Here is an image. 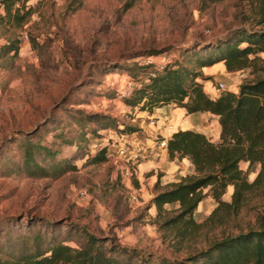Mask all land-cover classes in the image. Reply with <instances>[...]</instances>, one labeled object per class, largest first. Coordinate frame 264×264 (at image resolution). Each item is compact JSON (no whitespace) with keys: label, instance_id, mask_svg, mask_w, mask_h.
<instances>
[{"label":"rangeland","instance_id":"rangeland-1","mask_svg":"<svg viewBox=\"0 0 264 264\" xmlns=\"http://www.w3.org/2000/svg\"><path fill=\"white\" fill-rule=\"evenodd\" d=\"M25 5L31 11L20 23L0 21L1 259L35 248L40 236L43 247L50 239L77 246L85 229L102 236L105 245L127 247L130 251L121 257L130 264H137L140 255L158 264L164 259L191 264L190 254L212 240L257 226L264 216V179L222 219L207 220L217 200L206 186L191 214L198 225L185 232L180 221L165 224L179 212L178 202L158 209L153 196L196 171L156 140L190 128L219 142L220 126L213 115L189 113L174 103L142 109L144 100L131 105L124 99L144 83L139 62L146 63L147 56L155 67L179 62L200 71L196 80L209 95L218 82L238 92L242 81L261 72L253 66L229 71L223 61L201 67L188 54L197 51L206 58V42L231 40L240 27L264 28L255 1L26 0ZM0 14H5L1 2ZM8 43L17 45L16 51L2 46ZM257 54L264 56V51ZM149 115L156 120V134L149 132ZM135 139L150 145L126 180L116 149ZM27 142L48 148L35 153L48 174H27L22 161ZM100 142L106 146L105 159L84 155L87 149L98 150ZM58 164L68 169L56 175ZM258 170L254 164L247 178L252 180ZM232 190L227 186L221 198L231 201Z\"/></svg>","mask_w":264,"mask_h":264},{"label":"trees","instance_id":"trees-1","mask_svg":"<svg viewBox=\"0 0 264 264\" xmlns=\"http://www.w3.org/2000/svg\"><path fill=\"white\" fill-rule=\"evenodd\" d=\"M25 1L0 0L5 8V14H0V21H23L31 11V6H26ZM80 1L77 0V4ZM251 1L257 3L264 17V0ZM233 34L234 38L228 41L206 42L205 45L210 47V55L206 58H201L197 51L190 52L188 56L195 59L201 67L223 61L229 71L253 66L256 71L261 72L254 79L242 81L238 92L225 90L212 97L204 90L202 82L196 80L201 72L195 68L179 62H167L162 68H157L155 62L151 61L139 62L145 68L144 83L133 89L132 96L124 98L131 105L144 100L142 109L147 104L151 108L174 103L176 107H182L189 113L209 111L218 115L219 142L208 138L202 131L190 128L177 129L166 140L168 155L187 157L196 173L157 192L152 202L158 209L164 203L178 202L179 212L166 219L165 224L180 221L185 232L189 226L198 225L194 224L191 214L203 197L204 187L209 186L212 196L217 200L207 220L217 221L231 208H237L246 193L264 179V56L257 54L264 51V28L251 30L240 27ZM2 46L8 50L17 49V45L10 43ZM151 71L154 74H150ZM119 130L124 132V128ZM37 149L48 148L27 142L22 161L27 174L40 177L49 172L35 161ZM84 155L105 159L106 146L94 153L87 149ZM242 162H246V168L241 167ZM254 164H259V170L249 180L247 175ZM68 165L75 167L70 162ZM62 166L55 168L53 173L59 175L68 169L67 166ZM227 186H233L229 202L221 198ZM83 234L82 240L78 239L77 246L65 243L64 240L50 239L49 246L43 247L44 239L40 236L35 248L9 253L6 258H0V264H130L128 257H121V254L130 251L127 247L115 246L113 243L105 245L102 236L85 229ZM190 256L193 261L191 264H264V216L258 218L256 227L216 238ZM140 257L137 264H158L152 262L148 255ZM165 263L185 264V261L164 259L159 264Z\"/></svg>","mask_w":264,"mask_h":264},{"label":"built area","instance_id":"built-area-1","mask_svg":"<svg viewBox=\"0 0 264 264\" xmlns=\"http://www.w3.org/2000/svg\"><path fill=\"white\" fill-rule=\"evenodd\" d=\"M153 61V59L150 58V56H147L146 63H150ZM157 68H162L163 64H157ZM150 74H154V71H151ZM215 90L212 92V97L217 96L220 92L225 91L227 88L223 82H218V85L214 87ZM156 126V120L154 119L153 115H149V132L155 133L157 132L158 128ZM156 134V133H155ZM167 137L162 135L160 138H158L157 143L161 148L166 149L167 145ZM148 146L150 144H147ZM145 145L141 140L135 139L131 142H127L125 144H122L118 146L116 149L117 155L122 159L123 165L121 167V173L123 177L127 180L130 179V177L135 173V169L140 163V160H142L146 155V148L148 147ZM98 148L104 147L102 145V142L99 143L97 146ZM97 148V149H98ZM80 196H84L85 190L80 189L79 190ZM130 197L132 199H136V194H131Z\"/></svg>","mask_w":264,"mask_h":264},{"label":"crops","instance_id":"crops-1","mask_svg":"<svg viewBox=\"0 0 264 264\" xmlns=\"http://www.w3.org/2000/svg\"><path fill=\"white\" fill-rule=\"evenodd\" d=\"M168 105H170V104H166V105H163L162 107H165V106H168ZM160 108V107H159ZM178 108V107H177ZM179 109H183L182 107H180ZM186 111V110H185ZM191 113H208V115H213L216 119H217V121H218V115H216V114H213V113H211V112H209V111H197V112H191ZM219 123V122H218ZM220 126V125H219ZM173 131V130H172ZM200 131H202V132H204L205 133V131L204 130H200ZM218 132H219V129H218ZM172 132H169V133H166L164 136H166V137H168V135L169 134H171ZM218 137V136H217ZM213 139H215V138H213ZM162 149H165V148H162ZM167 151V150H166ZM183 159H185L188 163H189V165H191L192 166V164H191V161L187 158V157H182Z\"/></svg>","mask_w":264,"mask_h":264}]
</instances>
